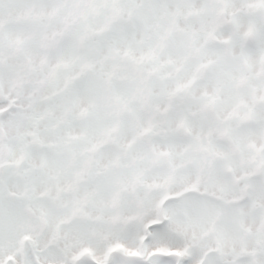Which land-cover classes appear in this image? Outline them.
<instances>
[{
  "label": "snow or ice",
  "instance_id": "snow-or-ice-1",
  "mask_svg": "<svg viewBox=\"0 0 264 264\" xmlns=\"http://www.w3.org/2000/svg\"><path fill=\"white\" fill-rule=\"evenodd\" d=\"M0 264H264V0H0Z\"/></svg>",
  "mask_w": 264,
  "mask_h": 264
}]
</instances>
